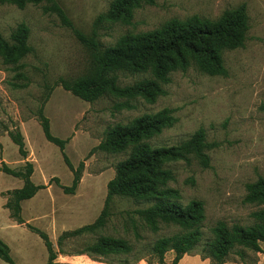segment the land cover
Instances as JSON below:
<instances>
[{"label": "rangeland", "instance_id": "rangeland-1", "mask_svg": "<svg viewBox=\"0 0 264 264\" xmlns=\"http://www.w3.org/2000/svg\"><path fill=\"white\" fill-rule=\"evenodd\" d=\"M55 1L77 30L87 36L96 34L102 47L114 44L124 34L159 28L173 18L184 20L198 15L217 20L245 4L247 39L243 47L222 51L227 74L211 75L193 64L187 71L173 72L170 81L163 84L166 93L155 103H148L141 97L129 99L109 93L89 102L56 86L61 77L77 79L91 71V49L79 41L73 29L63 24L56 13L45 9L49 0L28 2L24 8L0 3L3 37L10 40L12 31L24 22L30 28L29 42L33 47L25 58L15 62L7 63L0 53V159L5 158L15 169L24 168L26 160L33 161L36 170L32 180L36 184H48L53 176L59 177L63 185L72 184L73 174L60 148L46 139L37 120L43 105L52 134L69 138L66 153L76 167L82 163V179L75 193H64L55 183L39 190L21 203L25 219L50 235L62 227L93 223L104 209L107 183L114 177L117 163L128 157L132 146L123 151L94 150V147L116 124L169 108L172 124L150 139L152 145H178L200 128L205 130L207 141L215 143L206 149L209 167L195 155H190L189 160L175 157L164 167L173 173L168 186L179 191L182 204L191 200L204 203L203 238L188 254L216 264L202 252L212 237L211 227L219 220L229 225H252L256 219L251 213L264 208V204L244 201L246 184L264 177V0H155L154 4L132 6L117 19L107 16L114 0ZM118 74L121 85L150 77V73L127 70ZM50 87L54 89L44 104ZM125 102L132 107H118ZM18 130L25 138L27 159L19 154L18 146L9 136V132ZM22 186L21 178L0 171V238L11 246L17 264H47L48 250L42 238L24 226L15 225L4 206L7 191ZM153 203L114 196L108 222L65 239L61 250L82 251L101 236L119 238L126 240L132 249L103 256L107 261L134 262L144 257L151 264H173L174 250L166 252L160 262L152 248L157 239L183 230L164 222L154 228L135 212ZM261 245V252L238 246L223 264H264V243ZM239 251L243 252V258ZM0 264L9 263L0 258Z\"/></svg>", "mask_w": 264, "mask_h": 264}, {"label": "trees", "instance_id": "trees-1", "mask_svg": "<svg viewBox=\"0 0 264 264\" xmlns=\"http://www.w3.org/2000/svg\"><path fill=\"white\" fill-rule=\"evenodd\" d=\"M36 1L39 0H0V3H11L24 8L28 2ZM49 1L50 5L45 6V9L56 13L63 24L73 29L79 41L88 46L93 55L91 71L87 75L77 79L61 77L55 85H60L64 90L89 102H94L101 95L109 93L129 99L141 97L148 103H155L159 96L166 93L163 84L170 81V75L176 71H187L193 64L205 73L226 75L222 51L243 47L249 30L246 6L242 4L217 20L198 15L184 20L173 18L159 28L127 33L114 44L102 47L96 34L87 36L77 30L63 7L55 0ZM143 3L154 4L155 0H114L107 16L117 19L132 6H141ZM10 38L6 40L0 32V53L7 63L23 59L33 51L29 42L30 28L26 23H19ZM124 70L150 73V77L121 85L118 72ZM53 89L54 87L49 88L44 104L48 102ZM122 106L132 107L129 102L118 105ZM170 112L171 109L165 108L156 113L142 114L129 123H119L107 130L94 150L123 151L132 146L131 151L127 158L117 163L115 175L107 183V196L102 213L93 223L62 232L58 237L61 252H66L61 250L65 239L102 227L108 222V210L114 196L153 200L154 203L149 207L135 210L141 219L154 228L160 222L182 228L181 233L161 237L155 241L152 250L158 255L160 262L166 252L174 250L176 255L173 264H177L183 255L195 250L201 243L203 238L201 223L205 218L204 203L201 200H191L186 205L182 204L179 201L181 197L179 191L168 186V181L174 176L164 164L175 157L189 160L190 155H195L201 158L204 166L209 167L210 158L206 149L215 143L208 142L205 130L200 128L178 145H152L150 139L161 132L162 128L172 124ZM37 120L46 139L60 148L66 165L72 171V184L63 185L57 176L51 177L48 184H36L32 180L33 161L26 160L22 169L12 168L3 161L0 171L21 178L24 182L22 187L7 191L8 197L4 206L19 224L36 232L42 238L48 250L47 264H60L55 261L58 253L54 250L50 235L23 218L21 203L53 183L61 187L64 193H75L82 179V163L76 167L66 153L69 138H60L52 134L50 119L44 113L43 105L39 108ZM9 136L18 146L19 154L27 159L29 152L22 132L20 130L15 133L9 132ZM246 189L245 202L264 204V177L260 176L256 181L247 183ZM251 216L256 222L247 226L239 223L229 225L224 220L217 221L210 229L212 237L205 243L202 252L211 257L216 264H223L238 246L255 252L263 251L261 244L264 243V208L253 211ZM131 249V245L124 239L101 236L84 250L75 253H86L93 258H99L113 253L129 252ZM238 253L243 258V252ZM0 258L9 264H17L11 255L9 245L1 238Z\"/></svg>", "mask_w": 264, "mask_h": 264}, {"label": "crops", "instance_id": "crops-1", "mask_svg": "<svg viewBox=\"0 0 264 264\" xmlns=\"http://www.w3.org/2000/svg\"><path fill=\"white\" fill-rule=\"evenodd\" d=\"M3 161L6 162L7 160H5V158L0 159V162H1L0 164L1 165H2V162ZM35 170H36V168L34 166V172H33V174L35 173ZM33 174H32V178H33ZM50 186H48V187H50ZM97 215L98 214L94 215V217H93L92 220H94L97 217ZM22 216L25 219V217L23 215V208H22ZM9 218L13 221V223L15 225L24 226L22 224H19L12 217L10 211H9ZM53 219H56V218L53 217ZM25 220L27 222H29V220H27V219H25ZM83 225H85V224L78 223V225L76 224V225H72V226H68V227H62V229L60 231H58L56 233H53L51 235L48 233L50 235V238H51L52 242H53L54 250L58 253L57 254V258L55 260L57 263H60V264H150V262L146 258H144V257L139 258V259H137L134 262H110V261H107L106 259H104L103 257L93 258V257H91L90 255H88L86 253H75V252H67V251L66 252H61L60 251V247L58 245V237L61 235V233L64 232V231H66V230L76 229V228L81 227ZM24 227L27 228L26 226H24ZM0 228H1V226H0ZM9 247H10V250L12 251L10 245H9ZM199 262H201L202 264H210L207 261H203L198 256H196V255H190V254L183 255V257L179 260V264H185V263H187V264H200Z\"/></svg>", "mask_w": 264, "mask_h": 264}]
</instances>
